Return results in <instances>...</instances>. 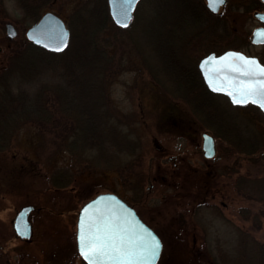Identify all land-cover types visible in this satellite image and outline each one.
Segmentation results:
<instances>
[{
	"label": "rangeland",
	"instance_id": "1",
	"mask_svg": "<svg viewBox=\"0 0 264 264\" xmlns=\"http://www.w3.org/2000/svg\"><path fill=\"white\" fill-rule=\"evenodd\" d=\"M21 1L4 0L0 11V20L18 30L14 52L28 42L27 30L46 12L60 16L69 29L85 3L107 8L110 14L108 0ZM149 2H140L127 28L116 26L111 18L106 33L109 54L115 58L107 95L116 113L132 121L134 136L140 138L141 163L125 182L116 168L92 169L82 159L74 160L57 135L40 134L32 124L11 138H0V145L7 146L0 149V264H87L77 251L78 215L86 203L104 193L123 198L156 231L163 243L158 264H264V198H260L264 186L256 185L257 178L264 177L260 173L264 167L244 155L230 154L228 141L218 140L207 127H183L185 121L177 119H186L187 109L182 103L181 109L172 105L169 92L156 84L144 65L146 60L156 63L149 54L156 39L150 26L158 16ZM170 14L171 24L175 11ZM96 16L103 17L99 12ZM0 36H6L5 30ZM0 46L5 50L7 43ZM58 72L53 69L49 74L56 79ZM47 75L38 76L33 85L11 75L13 91L35 94ZM232 112L241 126L247 125L250 113ZM249 123L264 128L263 121ZM204 133L217 140L213 159L203 154ZM115 154L118 160V155L127 157ZM58 170H69L76 181L60 189L53 186L51 178ZM28 203L42 207L33 215L37 239L32 243L20 241L14 229L17 211Z\"/></svg>",
	"mask_w": 264,
	"mask_h": 264
},
{
	"label": "trees",
	"instance_id": "2",
	"mask_svg": "<svg viewBox=\"0 0 264 264\" xmlns=\"http://www.w3.org/2000/svg\"><path fill=\"white\" fill-rule=\"evenodd\" d=\"M150 1L149 6L157 11L158 16L157 21L149 25L150 30L155 31L156 38L149 54L156 59V63L146 60L144 65L151 71L156 84L168 93L170 60L174 48L169 39L170 28L200 25L197 20L203 17L202 12L207 8L200 0ZM88 5L85 3L82 11L72 19L71 43L66 51L53 53L27 42L13 53L8 72L4 74L1 71L0 132L15 127L0 138H11L20 128L32 124L41 131L40 134L47 132L57 135L65 151L74 160L82 159L80 161L92 169L116 168L126 182L143 157L140 138L134 136L132 121L116 113L107 95L111 77L115 74L111 71L115 58L109 54L107 47L111 43L106 37L112 27L111 16L107 8ZM171 10L175 11V15H172L175 22L170 24L168 18L171 17ZM98 12L103 15L102 18L96 16ZM53 69L59 71V78L55 79L52 73L49 74ZM47 73L48 79L44 77L47 80H44L37 93L16 94L13 91L15 87L10 81L11 75L33 85L38 76ZM183 95L182 92L177 98L184 101ZM202 99L204 104L201 99H198L197 104L191 103V110L198 109L194 116L196 120L213 131L218 140L228 141L230 154L244 155L260 169L264 167V128L254 124L264 122V116L254 112L252 117L246 118L255 128L248 123L241 126L234 115L220 126L212 98L204 96ZM0 148L7 146L0 145ZM115 153L127 157L121 159L118 155V160ZM260 173H264V170ZM75 181L76 175L69 173V170H58L51 178L55 187H66ZM257 183V186L263 187L264 177L257 178ZM260 198H264V191L260 192Z\"/></svg>",
	"mask_w": 264,
	"mask_h": 264
},
{
	"label": "flooded vegetation",
	"instance_id": "3",
	"mask_svg": "<svg viewBox=\"0 0 264 264\" xmlns=\"http://www.w3.org/2000/svg\"><path fill=\"white\" fill-rule=\"evenodd\" d=\"M229 1L227 0L221 6L218 13H213L207 8V0H203L207 10L203 11V17L197 20L200 25L172 26L170 28L169 39L174 48L168 78L169 96L174 107L181 109L182 103L183 107L187 109L188 114L185 112L187 114L186 119L177 118L185 121L183 127L201 128L204 126L194 117L197 115L198 109L191 110V103L197 104L198 99H201L200 101L204 104V99H202L204 96L212 98L220 126L232 119V115H234L232 110L239 112V115H242L241 113L249 115L250 113V117H252L254 112H259L264 116V109L251 100L244 104L234 103L226 92L211 88L205 78L204 70L201 68V64L206 58H219L229 52L241 53L244 56L255 58L261 65H264V38L255 37L258 29H264V19H262L264 17V0H232L231 5H228ZM3 4L4 0H0L1 9L5 7ZM0 11H4V9ZM8 24L12 23L5 22L4 19L0 20V33L1 30L6 32V36H0V42L7 43L5 50L0 46L1 71H5V68L13 61L14 42L19 36L14 24L12 25L16 29V37L11 39L7 35ZM28 42L31 43L29 40ZM206 67L210 72L213 71L211 65H206ZM2 77L3 74L0 73V81ZM182 92L185 100L179 102L177 97L181 96ZM27 206L31 207L28 220L32 226V236L27 239L20 238L16 234V237L22 242L32 243L37 239L35 238L33 215L41 213L42 207L28 203L17 211L16 216Z\"/></svg>",
	"mask_w": 264,
	"mask_h": 264
},
{
	"label": "snow or ice",
	"instance_id": "4",
	"mask_svg": "<svg viewBox=\"0 0 264 264\" xmlns=\"http://www.w3.org/2000/svg\"><path fill=\"white\" fill-rule=\"evenodd\" d=\"M123 2L130 8L135 0ZM208 3L217 11L224 0H208ZM124 16L125 19L117 23L127 26V10ZM256 35L264 38V29H258ZM64 43L66 41H61L62 45ZM206 65H211L213 71L210 72ZM201 68L214 90L226 92L234 103L244 104L251 100L264 109V65L255 58L229 52L219 58H206ZM97 203L82 210L79 225V251L88 264H155L161 249L160 240L135 225L125 212L111 208L101 210L96 207Z\"/></svg>",
	"mask_w": 264,
	"mask_h": 264
},
{
	"label": "water",
	"instance_id": "5",
	"mask_svg": "<svg viewBox=\"0 0 264 264\" xmlns=\"http://www.w3.org/2000/svg\"><path fill=\"white\" fill-rule=\"evenodd\" d=\"M142 0H135V3L129 8L123 0H108V5L110 9V15L114 21V23L120 28H127L130 26L131 22L133 21L134 14L137 10L139 3ZM227 0H224V3L219 6L217 11H213L212 8L209 7V3L207 0V7L211 12L217 13L219 12L221 6L226 3ZM124 10H127L128 18H127V26L123 24L117 23V20H124ZM257 33V32H256ZM255 33V37H257ZM7 35L14 39L17 35L16 29L12 24L7 25ZM27 38L31 41L34 45L44 48L47 51L54 52V53H62L64 52L70 44L71 40V31L68 28V25L60 16L55 14L54 12H46L40 20L31 26L27 31ZM41 42H37V41ZM61 41H66L63 45ZM59 49V50H57ZM203 154L206 158L212 159L217 154L216 149V139L213 135L209 133L203 134ZM104 198V199H101ZM93 202H98L96 207L105 210L111 208L115 211H122L125 212L128 218L137 226L142 227L147 232L154 234L161 242V249L158 258L155 261L157 264L161 258L163 252V244L160 237L157 233L150 228L143 220L139 217L134 207L129 205L125 200L113 193H104L99 194L88 203H86L79 212V218L77 223V244H78V251H79V225L81 219L82 210L89 204ZM91 211V210H90ZM31 212V207L27 206L24 207L16 216L14 228L17 235L21 238H30L32 236V226L29 223L28 215ZM80 253V251H79ZM81 255V254H80ZM84 259V257L81 255ZM84 261L88 264V262L84 259Z\"/></svg>",
	"mask_w": 264,
	"mask_h": 264
}]
</instances>
